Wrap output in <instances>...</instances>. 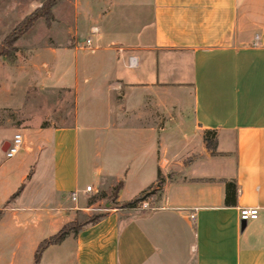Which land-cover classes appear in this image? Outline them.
Here are the masks:
<instances>
[{
	"label": "crops",
	"instance_id": "crops-1",
	"mask_svg": "<svg viewBox=\"0 0 264 264\" xmlns=\"http://www.w3.org/2000/svg\"><path fill=\"white\" fill-rule=\"evenodd\" d=\"M69 1L54 47L0 60V134L23 138L8 160L0 135V264H34L85 216L86 188L110 183H122L120 203L156 192L149 209L110 210L40 264H264V0ZM242 208L258 218L242 224Z\"/></svg>",
	"mask_w": 264,
	"mask_h": 264
},
{
	"label": "rangeland",
	"instance_id": "rangeland-1",
	"mask_svg": "<svg viewBox=\"0 0 264 264\" xmlns=\"http://www.w3.org/2000/svg\"><path fill=\"white\" fill-rule=\"evenodd\" d=\"M46 1L47 0H0V45L21 22L32 15L33 12H35L37 9H40L42 4ZM69 2V0H64L52 9L54 19L50 25H47L44 19H40L39 21H37L34 27L27 33L31 34L30 38L32 41L28 39V37H26L24 42L23 38L27 34L19 39L14 44V47L16 48V50L14 51V57L12 59H8L6 57H2L3 59L0 58V60L2 59L4 62L2 63V66L5 64H17L19 59L18 51L25 44L29 45L30 43H34L36 46L40 45L42 47H54V45H56L60 41V38H64L65 35L69 34V28L72 25L71 17L73 15L72 7ZM86 36L92 37L93 39L95 38V36H91L90 33L88 34V32L83 31V33L80 35V45H78L77 43V47L82 49L88 48L86 47V45H83V41L85 43ZM61 43H64V45L69 44V42L66 43L65 41H62ZM35 60L40 66L55 64L54 60L51 61L50 57H47L45 55H43L42 57H36ZM66 78V81L71 82L72 74L67 73ZM0 135L5 137L7 140H12L14 132H1ZM7 150L8 149H6L5 152ZM0 157L2 160H5V158L3 159V155L1 153ZM12 161H15V159ZM84 172L85 166H83V174ZM117 186L118 185L116 183H110L104 184V189L98 192L92 189V193L89 194L87 201L88 210L85 211V216L83 218L77 220V224H81L82 222H85L87 220L103 216L112 209H122V203L118 201L115 193V188H117ZM155 192V190H152L149 197H151Z\"/></svg>",
	"mask_w": 264,
	"mask_h": 264
},
{
	"label": "trees",
	"instance_id": "trees-1",
	"mask_svg": "<svg viewBox=\"0 0 264 264\" xmlns=\"http://www.w3.org/2000/svg\"><path fill=\"white\" fill-rule=\"evenodd\" d=\"M64 0H47L45 3L42 4L40 9H37L35 12H33L32 15L27 17L23 22H21L15 30L4 40V42L0 45V58L6 57L8 59H12L14 57V51L16 48L14 47V44L21 39L24 35H26L39 21L40 19H44L47 25H50L54 19L52 9L62 2ZM211 136L214 139V133L213 132H206L205 134V142L208 148L215 147V141L213 142L211 140ZM214 144V146H213ZM162 185V180L158 178L157 186L160 188ZM122 187V183L118 184L117 188H115L116 197L118 195L119 190ZM21 190H19L15 195L17 196ZM152 189L150 188L148 191L142 192L140 195H138L133 200L122 203V209H132L136 208L140 203L147 200L149 195L151 194ZM236 193V186L235 184L228 182L226 184V200L229 203L231 194ZM103 216H100L95 219H90L85 222H82L81 224H77V221L72 222L70 224H67L64 226L56 235L50 237L49 239L44 240L39 247L36 250L35 253V259L34 264H40V261L42 259L43 253L52 245H57L63 242L70 234L78 233L80 232L84 227L95 224L99 222Z\"/></svg>",
	"mask_w": 264,
	"mask_h": 264
},
{
	"label": "built area",
	"instance_id": "built-area-1",
	"mask_svg": "<svg viewBox=\"0 0 264 264\" xmlns=\"http://www.w3.org/2000/svg\"><path fill=\"white\" fill-rule=\"evenodd\" d=\"M92 34H96L97 33V29H92L91 30ZM86 47H91L92 42L90 39H88L85 43ZM136 66V59L132 58L130 60V67H135ZM23 147V138L20 134H16L14 135L13 139L11 140L10 144H9V148L8 150L4 153L6 159L10 160L13 159L14 157H16L19 152L21 151ZM86 192L88 194L92 193V187L89 186L86 188ZM72 200L76 201L77 200V193H73L72 194ZM142 208L143 209H149V204L147 203H143L142 204ZM259 216V208H242L240 210V221L242 222V224H247L250 221L256 220ZM195 216L192 215L191 219H194Z\"/></svg>",
	"mask_w": 264,
	"mask_h": 264
}]
</instances>
